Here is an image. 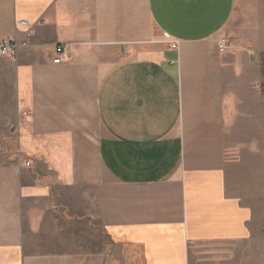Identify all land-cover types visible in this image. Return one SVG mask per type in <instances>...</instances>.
<instances>
[{
  "label": "crops",
  "instance_id": "0c3cea01",
  "mask_svg": "<svg viewBox=\"0 0 264 264\" xmlns=\"http://www.w3.org/2000/svg\"><path fill=\"white\" fill-rule=\"evenodd\" d=\"M233 9L0 0V264H243L262 71L217 49Z\"/></svg>",
  "mask_w": 264,
  "mask_h": 264
},
{
  "label": "rangeland",
  "instance_id": "374dc122",
  "mask_svg": "<svg viewBox=\"0 0 264 264\" xmlns=\"http://www.w3.org/2000/svg\"><path fill=\"white\" fill-rule=\"evenodd\" d=\"M232 47H241L251 52L261 66L262 145L261 156L254 163L255 169V205L260 207V225L256 228V241L252 250H247L243 264H264V0H234L231 18L218 34ZM5 68V67H4ZM260 185V196L257 189Z\"/></svg>",
  "mask_w": 264,
  "mask_h": 264
},
{
  "label": "built area",
  "instance_id": "2783aa9c",
  "mask_svg": "<svg viewBox=\"0 0 264 264\" xmlns=\"http://www.w3.org/2000/svg\"><path fill=\"white\" fill-rule=\"evenodd\" d=\"M22 25H26L25 22L21 23ZM173 47H176V44H173ZM217 49L221 53H228L232 50V46L225 41L224 39H218L217 41ZM18 46L11 42H2L0 43V57H7L10 59H15L17 55ZM68 61V50L67 47L57 46L54 48L52 64L53 65H61ZM22 115L26 116V113L23 112ZM26 166H29V163H26Z\"/></svg>",
  "mask_w": 264,
  "mask_h": 264
}]
</instances>
